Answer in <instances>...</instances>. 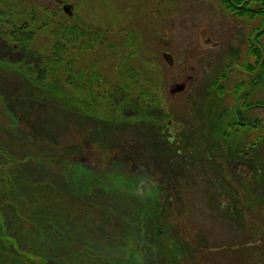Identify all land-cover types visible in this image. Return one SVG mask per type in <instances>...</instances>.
<instances>
[{
    "label": "trees",
    "instance_id": "trees-1",
    "mask_svg": "<svg viewBox=\"0 0 264 264\" xmlns=\"http://www.w3.org/2000/svg\"><path fill=\"white\" fill-rule=\"evenodd\" d=\"M72 2L54 0L58 7L55 12L49 8L37 10L26 0H0V38L13 50L33 57V62L19 64L0 57V264H111L98 243L109 233L108 219L117 217L116 211L100 203L84 207V202L77 205L72 199L79 197V188L87 192L109 181L113 191L134 200L142 232L138 236L154 243L152 262L223 264L221 258L216 262L209 259L211 254L217 255L215 248L189 242L190 237L178 222L182 219L177 212L180 186L188 183H182L179 176L165 178L146 200L135 195L140 178L133 171L134 149L126 147L129 141L118 139L113 132L128 130L134 136L151 131L159 141L169 144L164 130L169 128L165 122L173 117L171 106L163 108L150 86L136 80L134 70L125 71L121 66L115 83L94 64L81 65L86 53L93 52L102 41L104 45L107 33L76 22L62 10L63 5ZM221 4L251 23L259 19L248 50L255 61L240 65L249 73L257 68L261 82L264 0H221ZM51 20L55 28L50 49L34 50L37 33ZM40 22L41 26L35 28ZM243 87L241 83L226 89L215 79L206 91L203 89V101L196 104L197 108L178 106L177 116H183L177 118L180 135L201 121L197 144L204 147L186 144L187 137L181 136L172 148L188 178L198 170L194 169V161L203 160L218 172L214 182L202 186L217 217L225 213L226 224H241L257 234L255 229L264 232V158L256 159L254 155L260 148L257 144L264 142V134L244 113L264 106V101L249 102L250 94L241 93ZM230 95L233 100L227 102V107L220 98ZM200 112L203 115L198 118ZM68 121L90 124L96 142L84 133L76 134L72 141L65 140ZM110 135L113 139L109 143ZM182 144L185 146H179ZM179 172L181 178L188 179L185 172ZM93 212H99L98 220L91 216ZM208 215L217 221L211 212ZM174 223L176 236L167 227ZM134 236V232L125 236L126 242ZM211 249L215 253H210ZM224 250L233 256L227 260L230 264H264L263 248Z\"/></svg>",
    "mask_w": 264,
    "mask_h": 264
},
{
    "label": "rangeland",
    "instance_id": "rangeland-1",
    "mask_svg": "<svg viewBox=\"0 0 264 264\" xmlns=\"http://www.w3.org/2000/svg\"><path fill=\"white\" fill-rule=\"evenodd\" d=\"M26 2L31 3L37 10L46 8L55 12L58 10L53 4L54 0H26ZM31 4L28 5L32 6ZM70 4L71 17L77 20L76 22L79 21L81 24L107 33L104 45L102 41L93 52L86 53L81 65L94 64L97 71L115 83L121 66L125 71L134 70L138 77L136 80L144 86H150L151 94L157 95V100L163 108L168 107L167 105L171 106L173 117L165 122L169 124V128L164 130L165 137L170 138L169 144L159 141L151 131L134 136L128 130L113 132L118 139L125 138L129 141L126 147L134 149L131 152L136 160L133 171L140 178L135 195L146 200L152 194L153 188H160L161 179L170 177L175 179L179 176L178 179L182 183L186 182L192 186L190 188L189 185H181L182 194L177 199V212L182 215V219L178 222L190 237L189 242L203 248H215L217 255L211 254L209 259L216 262L221 258L223 264H230L227 260L233 259V256L224 249L242 247L264 249L263 231L255 229L257 234H254L247 226L244 228L241 224H226L225 213L217 217V212L212 211L207 190L202 186L204 183L214 182L213 179L218 172L211 170L203 160L194 161V169L198 170L192 172V178H188L187 172L178 164L179 156H176L172 148L176 141H181V136H185V139L187 137L186 144L190 142L193 147H204L197 144L201 135L197 133V128L201 127L199 125L201 121L195 122L190 130L187 129L183 135H180L181 124L177 118L183 116L182 114L181 117L177 116L180 112L176 108L178 106L186 108L188 105L197 108L196 104L203 101V89L206 91L215 79H218L219 85L226 89L244 83L241 93L250 94L249 102L264 101V77L260 82L257 68L254 73H249L240 65L255 61V58L249 56L248 50L252 32L258 26L259 19L251 23L249 20L239 18L225 9L221 0H73ZM256 6L258 8V5ZM61 8L63 10V7ZM62 15L61 11L59 17ZM56 21L59 22V18H56ZM41 24V22L36 23L35 28L40 27ZM54 28V21L51 20L43 30H38L34 50L50 49ZM262 43L264 45V36ZM165 54L172 55L173 62L168 61ZM131 55L132 58H129ZM0 57L14 64L24 61L33 62L32 56L13 50L2 38H0ZM176 85L180 87L185 85L187 90L176 96L171 93ZM215 92L216 89L213 93ZM231 100H233L232 95L226 99L220 98V101H225L227 107V102ZM240 100L238 98L237 102ZM128 113L132 114V111ZM244 114L248 121L256 122L260 132L264 134V106L258 105ZM202 115L203 113L198 114L197 117L201 118ZM204 116L207 117L205 114ZM198 118L194 119L199 120ZM88 128L91 130H87ZM66 129L65 140L72 141L76 134L82 136L84 133L91 138V141L93 138L96 142V135L92 136L94 129L88 123L68 121ZM38 130H40L39 126ZM68 136L70 138L66 139ZM112 139L110 135L107 141L110 143ZM107 145V147L112 146ZM180 146L183 147L185 144ZM257 147L260 148L254 157L264 158V142L258 143ZM197 157L196 155L194 158ZM179 169L185 172L184 175L188 179L181 178L183 175L180 174ZM206 173L211 174L206 175ZM111 187L109 181L108 184L100 183L87 192L79 188L77 189L79 197H72L77 205L84 202V207H87V204L94 207L100 203L103 207L109 206L116 211L117 217L109 216L108 219L109 233L103 239H99L98 243L107 258L106 262L141 264L144 261L145 264H158L150 260L154 243L145 240V236L141 237L139 218L135 216L138 209L134 200L120 196L119 192L113 191ZM209 212L215 215L217 221L214 222L209 218ZM98 213L93 212L91 216L98 220ZM167 227L176 236V223ZM132 232L135 235L134 239L127 243L125 236L131 235ZM212 250L214 249H211L210 253H215Z\"/></svg>",
    "mask_w": 264,
    "mask_h": 264
},
{
    "label": "flooded vegetation",
    "instance_id": "flooded-vegetation-1",
    "mask_svg": "<svg viewBox=\"0 0 264 264\" xmlns=\"http://www.w3.org/2000/svg\"><path fill=\"white\" fill-rule=\"evenodd\" d=\"M169 60L173 62L172 55H171V58L168 59V61ZM172 65H173V63L170 64V66H172ZM186 90H187V88L185 87V85L184 86H181V87H180V85H176L175 88L172 89L171 93L177 96L178 94H180V92L183 93Z\"/></svg>",
    "mask_w": 264,
    "mask_h": 264
},
{
    "label": "water",
    "instance_id": "water-1",
    "mask_svg": "<svg viewBox=\"0 0 264 264\" xmlns=\"http://www.w3.org/2000/svg\"><path fill=\"white\" fill-rule=\"evenodd\" d=\"M167 58V57H166Z\"/></svg>",
    "mask_w": 264,
    "mask_h": 264
}]
</instances>
